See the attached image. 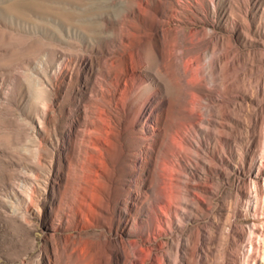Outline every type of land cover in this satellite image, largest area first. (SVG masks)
I'll list each match as a JSON object with an SVG mask.
<instances>
[{
	"label": "rangeland",
	"instance_id": "374dc122",
	"mask_svg": "<svg viewBox=\"0 0 264 264\" xmlns=\"http://www.w3.org/2000/svg\"><path fill=\"white\" fill-rule=\"evenodd\" d=\"M0 264H264V0H0Z\"/></svg>",
	"mask_w": 264,
	"mask_h": 264
},
{
	"label": "bare ground",
	"instance_id": "6f19581e",
	"mask_svg": "<svg viewBox=\"0 0 264 264\" xmlns=\"http://www.w3.org/2000/svg\"><path fill=\"white\" fill-rule=\"evenodd\" d=\"M101 83V82H100ZM127 84V83H126ZM99 85V84H98ZM101 85V84H100ZM101 88V87H100ZM124 94V93H123ZM126 97V96H125ZM103 110V109H102ZM98 111V110H97ZM104 111V110H103ZM99 112V111H98ZM102 115V114H101ZM88 121V120H87ZM81 126V125H80ZM79 130V129H78ZM99 129L95 126H93L91 123L88 122L85 123L80 131L77 133L76 137L81 140V143H89V147L91 149L87 148V153L94 155L95 151H98L100 149L99 144H97L91 137L92 133H97ZM82 146V145H81ZM76 147V145H75ZM76 152V151H75ZM73 159V158H72ZM87 159V158H86ZM84 170V169H83ZM76 171V170H75ZM69 176V175H68ZM92 180V173L87 174V180L85 181L86 185H89L90 181ZM83 182V181H82ZM84 187V186H83ZM89 190V189H88Z\"/></svg>",
	"mask_w": 264,
	"mask_h": 264
}]
</instances>
